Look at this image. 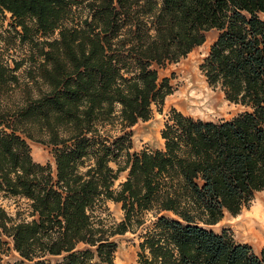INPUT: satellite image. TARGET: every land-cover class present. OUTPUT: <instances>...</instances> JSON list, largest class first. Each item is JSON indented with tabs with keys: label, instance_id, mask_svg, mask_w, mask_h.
I'll list each match as a JSON object with an SVG mask.
<instances>
[{
	"label": "trees",
	"instance_id": "trees-1",
	"mask_svg": "<svg viewBox=\"0 0 264 264\" xmlns=\"http://www.w3.org/2000/svg\"><path fill=\"white\" fill-rule=\"evenodd\" d=\"M212 29L199 69L241 111L172 108L163 147L131 152L129 129L172 93L158 69ZM27 140L52 147L54 169ZM263 190L264 0H0V201L25 198L31 217L0 203V253L18 256L5 264H113L112 238L139 229L138 264H264V247L210 228Z\"/></svg>",
	"mask_w": 264,
	"mask_h": 264
},
{
	"label": "rangeland",
	"instance_id": "rangeland-1",
	"mask_svg": "<svg viewBox=\"0 0 264 264\" xmlns=\"http://www.w3.org/2000/svg\"><path fill=\"white\" fill-rule=\"evenodd\" d=\"M8 23L9 19L4 22L5 27H8ZM216 34L217 31L215 29L208 31L202 45L195 47L186 57L181 58L178 62L168 63L164 67L158 69L159 78L163 79L165 77L168 79L172 87V93L165 97L161 111H158L157 108L154 107L152 116L149 120L138 121L129 129L132 134L131 152H138L144 148L158 149L163 147L164 141L160 136V130L163 127L167 114L172 108L194 118L213 121L229 119L241 111V107L226 100L224 94L219 89L210 87L199 69V65L208 54L209 47ZM54 36H56V34ZM28 49L29 46L16 42L12 47L11 53L17 58L24 57L29 51ZM29 65L30 63L26 62L22 69ZM192 83L199 86L200 91H198V94H200L201 97L204 96L202 99L200 98L197 100L196 98H188L186 96L184 102H174V100H171L172 96L176 98L177 95L179 96L181 94L180 91L183 88H186L188 84ZM188 93L189 96L192 95L190 91ZM115 131L116 130H111L113 134H115ZM27 141L30 146V153L33 160L41 164L49 163L54 169V159L51 151L52 147L33 140ZM110 165L114 169L117 167L114 162H111ZM126 174V171L119 174V178L115 181V187L125 179ZM257 201L264 202V190L258 192L250 204L242 208L239 214L233 216L229 213H225L223 218L218 223L210 226V228L215 232H220L222 229H229L237 242L248 243L256 252H259L260 249L264 247V243L257 245L246 242L240 236L239 230L235 228V225L238 226V222L244 214H248L251 208L256 206ZM0 203H2L11 216L17 217L18 219H31L27 211L28 201L25 198L17 196L5 197ZM103 211L104 215L114 221H120L123 216L121 204L111 200L105 203ZM147 224H149V222ZM141 233L142 230L139 229L134 233L126 232L112 238L116 243L113 264H138L137 253L139 251L138 244L141 241ZM2 239L7 242L9 241L5 236H2ZM3 249V253H0V264H5L8 261H14L18 258L17 254L11 249L6 250V246H4Z\"/></svg>",
	"mask_w": 264,
	"mask_h": 264
},
{
	"label": "bare ground",
	"instance_id": "bare-ground-1",
	"mask_svg": "<svg viewBox=\"0 0 264 264\" xmlns=\"http://www.w3.org/2000/svg\"><path fill=\"white\" fill-rule=\"evenodd\" d=\"M192 94L189 96V92ZM199 86L195 83L188 84L186 88H183L180 92L181 94L174 98L172 96L171 100L174 102H184L186 96L188 98L202 99L203 97L198 94ZM198 94V95H197ZM197 95V96H195ZM170 99V98H169ZM238 226L235 228L239 230L240 236L249 243L261 245L264 243V202L256 203L255 207L251 208L248 214H244L241 220L238 222Z\"/></svg>",
	"mask_w": 264,
	"mask_h": 264
},
{
	"label": "crops",
	"instance_id": "crops-1",
	"mask_svg": "<svg viewBox=\"0 0 264 264\" xmlns=\"http://www.w3.org/2000/svg\"><path fill=\"white\" fill-rule=\"evenodd\" d=\"M215 38H216V36H215ZM215 38H214V39H215Z\"/></svg>",
	"mask_w": 264,
	"mask_h": 264
}]
</instances>
